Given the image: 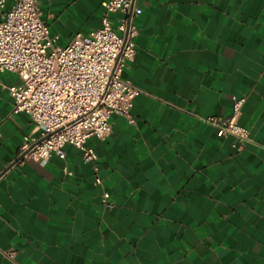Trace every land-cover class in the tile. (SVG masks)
<instances>
[{"label":"crops","instance_id":"0c3cea01","mask_svg":"<svg viewBox=\"0 0 264 264\" xmlns=\"http://www.w3.org/2000/svg\"><path fill=\"white\" fill-rule=\"evenodd\" d=\"M104 1L37 6L62 48L100 27ZM136 6L123 73L135 124L112 116L108 137L87 142L94 164L65 145L64 159L12 165L37 131L13 114L18 77L0 72V264H264V0ZM240 99L249 142L236 150L205 119Z\"/></svg>","mask_w":264,"mask_h":264},{"label":"built area","instance_id":"2783aa9c","mask_svg":"<svg viewBox=\"0 0 264 264\" xmlns=\"http://www.w3.org/2000/svg\"><path fill=\"white\" fill-rule=\"evenodd\" d=\"M6 1L0 0V72L18 77L19 83L8 88L13 114L28 116L37 131L25 139L17 158L36 163L52 156L64 159L63 148L69 145L82 152L85 163L94 164L97 156L87 142L108 137L112 116L135 124L131 111L139 91L123 73L135 56L134 19L141 9L136 0H106L100 27L76 34L61 48L48 35L38 0H10L3 12ZM118 13L113 25L110 16ZM242 104L243 99L235 101L227 118L205 119L217 137H234L236 150L249 142L248 131L238 124ZM108 198L104 193V201Z\"/></svg>","mask_w":264,"mask_h":264},{"label":"water","instance_id":"95a60500","mask_svg":"<svg viewBox=\"0 0 264 264\" xmlns=\"http://www.w3.org/2000/svg\"><path fill=\"white\" fill-rule=\"evenodd\" d=\"M21 157L17 158L13 163L12 165H14L15 163H17L19 160H20Z\"/></svg>","mask_w":264,"mask_h":264}]
</instances>
